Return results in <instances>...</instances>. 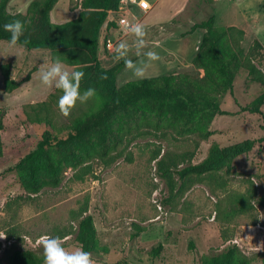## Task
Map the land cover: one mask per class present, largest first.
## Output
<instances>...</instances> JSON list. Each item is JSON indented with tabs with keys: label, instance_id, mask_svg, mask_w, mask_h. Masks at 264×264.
<instances>
[{
	"label": "rangeland",
	"instance_id": "rangeland-1",
	"mask_svg": "<svg viewBox=\"0 0 264 264\" xmlns=\"http://www.w3.org/2000/svg\"><path fill=\"white\" fill-rule=\"evenodd\" d=\"M81 1L59 0L54 10L63 14V22L75 19ZM148 1L152 7L149 11L136 6L127 15L128 27L142 23L146 28V45L139 56L136 37L125 25L111 22L117 16L108 11L98 39L102 68L125 60L115 59V49L126 41L130 45L126 59L147 62L145 77L197 76L199 71L191 60L203 30L195 31L194 38L190 36L193 33H184L195 22L215 14L216 26L234 25L244 30L240 45L245 57L250 56L264 75V0ZM178 3L181 7L172 13ZM74 10L78 11L71 14ZM105 38H111L112 48L105 47ZM148 51L157 53L159 60L149 61L145 55ZM52 57L50 50H26L20 45L11 48L7 41L0 40V264H7V255L13 249L34 250L44 264L42 242L49 236L60 237L68 252L81 249L76 241L77 222L85 214L93 218L98 243L97 251L90 253L92 264H203L207 256L233 244L251 264H264V204L260 200L264 198V103L259 112L244 110L260 94L262 83L252 80L245 67H238L233 93L226 92L220 100L225 113L213 117L206 137L201 132L204 124H179L175 120L156 123L154 115H145L144 120L142 112L120 121L113 126L106 144L108 155L122 152L117 160L107 164L97 156L79 152L81 162L77 165L70 166L66 160L61 163L56 185L44 183L45 176L40 175L41 185L34 193L23 186L15 166L35 148L48 127L27 122L22 106L46 100L55 90L40 79L41 70L52 65ZM6 63L20 83L10 93L4 91L1 74V66ZM63 65L65 70L74 71L75 66ZM128 73L124 66L117 76L118 87L137 79ZM96 105L95 96L78 102L68 116L62 115L57 106L56 131L65 133L74 117ZM245 140L254 141L251 150L182 193L177 192V175H173L175 189L170 192L169 181L158 170L159 160L178 163L177 155L191 152V158L181 161L179 167L196 164L214 143L224 148ZM160 243L163 248L153 257L152 249Z\"/></svg>",
	"mask_w": 264,
	"mask_h": 264
},
{
	"label": "trees",
	"instance_id": "trees-1",
	"mask_svg": "<svg viewBox=\"0 0 264 264\" xmlns=\"http://www.w3.org/2000/svg\"><path fill=\"white\" fill-rule=\"evenodd\" d=\"M10 1L0 0V40L8 42L10 39L11 34L3 28L5 24L21 20L24 22L25 31L17 45L26 50H50L53 62L59 59L68 66H75L74 71L82 70L85 73L80 81L81 92L90 87L96 89V107L74 117L63 134L55 129V108L61 95L58 90L50 93L46 100L22 106L27 122L48 127L41 133L35 148L26 153L15 166L21 174L23 186L31 192L39 190L40 175L45 176L44 183L56 185L57 171L61 163L66 160L70 166L77 165L81 162L79 152L87 157L97 156L107 164L117 160L122 155L121 151L108 155L106 150L112 128L120 121L136 117L140 112L144 120L145 115H154L157 118L156 123L159 120L167 123L175 120L179 124H204L201 132L206 137L209 133L207 125L213 117L225 113L221 109L220 100L226 92L233 93V81L238 67H245L252 80L263 84L258 97L244 107V110L259 112L264 103V75L256 68L250 56L245 57L240 45L244 30L234 25L216 26L215 14L195 22L184 33L203 30L191 60L199 71L197 76L158 75L130 80L118 87L117 76L126 66L125 60L110 68H102L98 59V39L108 11L112 10L115 17L118 16L117 11L122 0H82L78 17L62 23L51 21L50 14L58 0H31L25 13L10 12ZM116 19L111 22H116ZM254 42L255 47L261 46L258 40ZM11 70L10 63L1 66L3 87L7 93L20 86L19 81L12 77ZM2 118L3 113L0 110V131L3 127ZM253 145V140H245L224 148L214 143L207 156L199 163H188L179 167L181 161L190 159L193 154L185 152L177 155L180 161L178 163L172 161L168 164L164 159L159 160L158 170L169 181L170 192L175 189L173 175H177L180 181L177 192L182 193L194 182L214 176L224 164L251 150ZM1 151L0 140V154ZM260 200L264 204V198ZM139 231L138 229L134 235ZM76 241L88 253L97 251L96 229L90 214H85L78 220ZM162 248V244H158L152 249L151 255L156 257ZM42 261L41 255L31 249H13L7 255V264H42ZM203 264L251 263L241 249L233 244L220 253L207 256Z\"/></svg>",
	"mask_w": 264,
	"mask_h": 264
},
{
	"label": "clouds",
	"instance_id": "clouds-1",
	"mask_svg": "<svg viewBox=\"0 0 264 264\" xmlns=\"http://www.w3.org/2000/svg\"><path fill=\"white\" fill-rule=\"evenodd\" d=\"M125 26L136 37L134 41L136 54L137 56L141 55V51L146 45L145 26L142 23H135L130 27ZM3 28L11 34L8 41L9 47L15 48L25 31L24 22L14 20L5 24ZM129 51L130 45L126 41H121L116 46L115 59L117 61L125 59L126 67L133 69V75L137 79L145 78L147 65L141 62L142 66H137L132 60L126 59ZM145 55L149 61H157L160 58L153 51H148ZM84 76L85 73L82 70L71 72L65 70L63 62L59 59H56L50 67L41 70L40 79L42 84L53 87L61 93L57 100V106L62 115L68 116L78 102L84 103L96 95V89L91 87L81 92L80 81ZM42 243L44 264H92L90 253L83 249H77L73 252L66 251L60 237L49 236L43 239Z\"/></svg>",
	"mask_w": 264,
	"mask_h": 264
},
{
	"label": "crops",
	"instance_id": "crops-1",
	"mask_svg": "<svg viewBox=\"0 0 264 264\" xmlns=\"http://www.w3.org/2000/svg\"><path fill=\"white\" fill-rule=\"evenodd\" d=\"M30 1L31 0H24V1H20V2H18V0H11L10 2H9V4H8V10L10 11V12H13V13H15V12H21V13H25L26 12V9H27V6H28V4L30 3ZM59 1V0H58ZM57 1V2H58ZM124 2H123V6H125L126 8H128L129 9V11L131 10V9H133L134 7H136V2L138 1V0H123ZM57 4V3H56ZM181 5H182V3H178L175 7H174V9H173V11H172V13H174L175 11H177L178 10V8H180L181 7ZM56 6V5H55ZM137 8V7H136ZM78 10H74V11H70V13L71 14H76V12H77ZM51 21L52 22H54V23H62L63 21H62V16H63V14L62 13H58V12H56L55 10H54V8H53V10L51 11ZM64 15H65V13H64ZM197 34V32H193V34H191L190 36L192 37V38H194L195 37V35ZM201 35L202 34H200V38H201ZM194 36V37H193ZM190 37V38H191ZM141 62H143V61H141V60H139V61H134L133 63L134 64H136L137 66H142V64H141ZM144 64H147V62H143ZM126 69L127 70H129V73L127 74V76L129 75V76H133V69H130V68H128V67H126Z\"/></svg>",
	"mask_w": 264,
	"mask_h": 264
},
{
	"label": "built area",
	"instance_id": "built-area-1",
	"mask_svg": "<svg viewBox=\"0 0 264 264\" xmlns=\"http://www.w3.org/2000/svg\"><path fill=\"white\" fill-rule=\"evenodd\" d=\"M123 0L122 3L119 6V10L117 12L118 16L117 19L115 20L117 22L118 25H128L129 24V20H128V12L129 9L126 8L125 6H123ZM136 6L143 12H147L149 11L152 7H151V3L148 0H138L136 2ZM110 13H114V11L110 12ZM125 22V23H122ZM103 43L105 44V47L107 49H110L113 47V43L111 41V38H107L105 39V41H103ZM5 246V243L3 244Z\"/></svg>",
	"mask_w": 264,
	"mask_h": 264
}]
</instances>
